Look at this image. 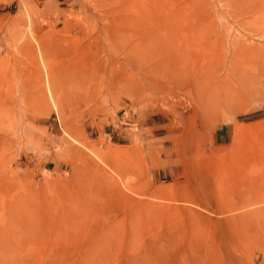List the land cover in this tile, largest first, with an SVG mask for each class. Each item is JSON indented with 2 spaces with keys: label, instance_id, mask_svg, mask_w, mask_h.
Segmentation results:
<instances>
[{
  "label": "rangeland",
  "instance_id": "rangeland-1",
  "mask_svg": "<svg viewBox=\"0 0 264 264\" xmlns=\"http://www.w3.org/2000/svg\"><path fill=\"white\" fill-rule=\"evenodd\" d=\"M0 264H264V0H0Z\"/></svg>",
  "mask_w": 264,
  "mask_h": 264
},
{
  "label": "bare ground",
  "instance_id": "bare-ground-1",
  "mask_svg": "<svg viewBox=\"0 0 264 264\" xmlns=\"http://www.w3.org/2000/svg\"><path fill=\"white\" fill-rule=\"evenodd\" d=\"M247 13V12H246Z\"/></svg>",
  "mask_w": 264,
  "mask_h": 264
}]
</instances>
